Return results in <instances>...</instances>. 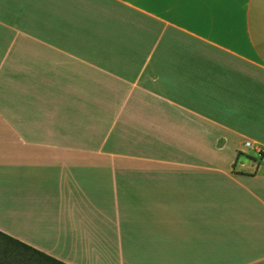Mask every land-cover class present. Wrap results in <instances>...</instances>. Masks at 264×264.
I'll list each match as a JSON object with an SVG mask.
<instances>
[{
	"label": "crops",
	"instance_id": "obj_1",
	"mask_svg": "<svg viewBox=\"0 0 264 264\" xmlns=\"http://www.w3.org/2000/svg\"><path fill=\"white\" fill-rule=\"evenodd\" d=\"M0 231L264 264V0H0Z\"/></svg>",
	"mask_w": 264,
	"mask_h": 264
},
{
	"label": "trees",
	"instance_id": "obj_2",
	"mask_svg": "<svg viewBox=\"0 0 264 264\" xmlns=\"http://www.w3.org/2000/svg\"><path fill=\"white\" fill-rule=\"evenodd\" d=\"M26 251L32 252L27 255L29 257ZM20 254L28 258L26 264H65L0 231V264H25L26 260L23 263Z\"/></svg>",
	"mask_w": 264,
	"mask_h": 264
},
{
	"label": "built area",
	"instance_id": "obj_3",
	"mask_svg": "<svg viewBox=\"0 0 264 264\" xmlns=\"http://www.w3.org/2000/svg\"><path fill=\"white\" fill-rule=\"evenodd\" d=\"M246 146H251V143L248 141V142H246Z\"/></svg>",
	"mask_w": 264,
	"mask_h": 264
}]
</instances>
